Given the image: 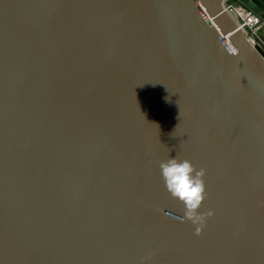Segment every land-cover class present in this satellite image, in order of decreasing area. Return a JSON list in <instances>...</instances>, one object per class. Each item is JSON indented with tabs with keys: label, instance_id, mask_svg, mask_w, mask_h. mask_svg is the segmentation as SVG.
Masks as SVG:
<instances>
[{
	"label": "water",
	"instance_id": "obj_1",
	"mask_svg": "<svg viewBox=\"0 0 264 264\" xmlns=\"http://www.w3.org/2000/svg\"><path fill=\"white\" fill-rule=\"evenodd\" d=\"M226 1L0 0V264H264V48Z\"/></svg>",
	"mask_w": 264,
	"mask_h": 264
},
{
	"label": "clouds",
	"instance_id": "obj_2",
	"mask_svg": "<svg viewBox=\"0 0 264 264\" xmlns=\"http://www.w3.org/2000/svg\"><path fill=\"white\" fill-rule=\"evenodd\" d=\"M158 166L165 188L173 197L184 203V216L196 226L198 234L207 216L212 215L211 209L207 213L197 211L204 199L205 170L197 169L190 159L178 158L176 155L160 160Z\"/></svg>",
	"mask_w": 264,
	"mask_h": 264
},
{
	"label": "built area",
	"instance_id": "obj_3",
	"mask_svg": "<svg viewBox=\"0 0 264 264\" xmlns=\"http://www.w3.org/2000/svg\"><path fill=\"white\" fill-rule=\"evenodd\" d=\"M239 3H242L241 0H227L226 7L247 31L250 40L264 48L261 35V31L264 29V18L255 11L242 8Z\"/></svg>",
	"mask_w": 264,
	"mask_h": 264
},
{
	"label": "crops",
	"instance_id": "obj_4",
	"mask_svg": "<svg viewBox=\"0 0 264 264\" xmlns=\"http://www.w3.org/2000/svg\"><path fill=\"white\" fill-rule=\"evenodd\" d=\"M253 2L256 4V6L261 10V13H264V0H253ZM251 11H254L250 8ZM262 41L264 45V33L262 35Z\"/></svg>",
	"mask_w": 264,
	"mask_h": 264
},
{
	"label": "rangeland",
	"instance_id": "obj_5",
	"mask_svg": "<svg viewBox=\"0 0 264 264\" xmlns=\"http://www.w3.org/2000/svg\"><path fill=\"white\" fill-rule=\"evenodd\" d=\"M239 5H241L242 6V8H244V9H246V10H250V8H248L245 4H243V3H239ZM263 33H264V29L261 31V35H263Z\"/></svg>",
	"mask_w": 264,
	"mask_h": 264
}]
</instances>
